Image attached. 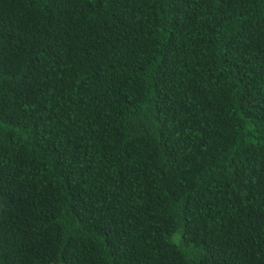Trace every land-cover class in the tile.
Listing matches in <instances>:
<instances>
[{
	"label": "trees",
	"instance_id": "1",
	"mask_svg": "<svg viewBox=\"0 0 264 264\" xmlns=\"http://www.w3.org/2000/svg\"><path fill=\"white\" fill-rule=\"evenodd\" d=\"M0 264H264V0H0Z\"/></svg>",
	"mask_w": 264,
	"mask_h": 264
}]
</instances>
